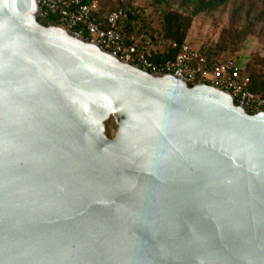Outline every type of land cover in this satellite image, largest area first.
Wrapping results in <instances>:
<instances>
[{
	"label": "water",
	"instance_id": "obj_1",
	"mask_svg": "<svg viewBox=\"0 0 264 264\" xmlns=\"http://www.w3.org/2000/svg\"><path fill=\"white\" fill-rule=\"evenodd\" d=\"M38 19L0 0V264H264V112Z\"/></svg>",
	"mask_w": 264,
	"mask_h": 264
},
{
	"label": "built area",
	"instance_id": "obj_2",
	"mask_svg": "<svg viewBox=\"0 0 264 264\" xmlns=\"http://www.w3.org/2000/svg\"><path fill=\"white\" fill-rule=\"evenodd\" d=\"M40 19L87 40L110 56L154 75H170L189 86L204 83L229 94L249 114L264 112V97L250 89V79L230 57L212 59L204 50L187 42L172 44L173 59L155 61L154 49L138 29L128 30L123 9L104 12L100 0H37Z\"/></svg>",
	"mask_w": 264,
	"mask_h": 264
},
{
	"label": "rangeland",
	"instance_id": "obj_3",
	"mask_svg": "<svg viewBox=\"0 0 264 264\" xmlns=\"http://www.w3.org/2000/svg\"><path fill=\"white\" fill-rule=\"evenodd\" d=\"M103 9L121 8L135 17V29L144 30L153 39L154 47L166 51L169 42L162 38L164 12H177L189 17L195 0H100ZM262 6L255 0H229L215 10H204L191 18L186 42L217 54L216 59L230 57L241 67L257 71L264 58V18ZM215 58V57H214ZM255 64V65H254ZM264 75V66L261 67ZM115 131L112 135L114 136Z\"/></svg>",
	"mask_w": 264,
	"mask_h": 264
},
{
	"label": "trees",
	"instance_id": "obj_4",
	"mask_svg": "<svg viewBox=\"0 0 264 264\" xmlns=\"http://www.w3.org/2000/svg\"><path fill=\"white\" fill-rule=\"evenodd\" d=\"M159 1H165V0H159ZM229 0H195V8L191 12V15L189 17L183 16L180 13L177 12H164L163 13V24H162V32L163 36L162 38L169 42V46L166 49V51H160L157 48L154 47L153 39L149 36L148 38L145 35L144 30H139L143 36L148 39L155 52V56H153V59L155 61H165L167 59H173L176 55L177 49L172 48L171 45L175 44V46H180L181 44L186 42V33L189 29L191 18L196 16L199 12L204 10H215L219 7H222L225 5ZM259 2L262 6V10L259 14V17L264 18V0H255ZM115 9H121V8H114V9H103L101 11V15L104 14V12H109ZM129 22H126L124 25L125 27L130 30L134 27L133 20L135 19L134 16H132L130 13H128ZM44 26H48L49 24L47 22H40ZM206 54L212 59H216L217 54H215L211 47L207 46V48L204 50ZM215 57V58H214ZM260 67L259 70L255 71L251 66H245L241 67L239 63L236 61L237 65L241 69L242 73L249 77L250 79V86L249 89L257 96L264 97V75L261 72V67L264 66V58L260 60ZM255 65V64H254ZM113 131H116V126L113 121V119L108 120L105 123V133L109 138H112Z\"/></svg>",
	"mask_w": 264,
	"mask_h": 264
}]
</instances>
